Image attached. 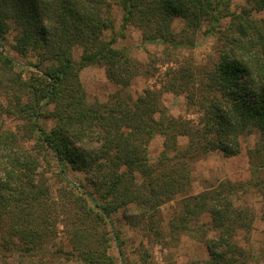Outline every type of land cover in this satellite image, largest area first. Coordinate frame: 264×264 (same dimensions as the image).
<instances>
[{"label": "trees", "instance_id": "1", "mask_svg": "<svg viewBox=\"0 0 264 264\" xmlns=\"http://www.w3.org/2000/svg\"><path fill=\"white\" fill-rule=\"evenodd\" d=\"M231 2L114 0L122 11L121 31L136 26L142 42L162 45L169 58L179 48L195 45L194 33L202 24L217 37L218 59L211 66L196 69L185 60L168 69L162 85L166 92H185L188 106L200 112L198 124L191 125L168 113L160 89L145 88L137 97L126 91L141 64L128 48L114 46L115 36L104 38V30L114 27L109 0H0V95L12 94L7 101L36 152L53 158L60 171L82 170L92 187L63 195L81 225L72 228L70 238L83 263L113 262L109 239L91 240L97 236L90 231L91 221H105L130 205L143 208L140 219L150 221L154 235L162 237L158 207L185 192L191 161L214 150L236 154L243 136L256 137L247 149L246 185L264 194V14L255 15L264 13V0H244L238 11L230 10ZM176 18L184 21L180 33L173 31ZM10 32L11 48L36 71L24 74L4 52L2 42ZM74 46L81 48L77 61ZM91 64L103 66L107 78L120 86L107 101L91 104L85 99L79 72ZM44 119L52 125L45 127ZM155 134L163 143L151 162L147 146ZM180 137L187 139L182 148ZM16 139L12 129L0 124V247L21 259L43 254L54 202L47 200L48 187L35 182L39 157L16 149L21 147ZM170 149L175 150L172 155ZM238 188L245 184L224 180L182 197L183 214L176 216L179 224L174 219L172 224L183 227L207 212L208 228L217 231L216 237L204 240L209 258L193 264L243 263L244 249L233 237L237 229L248 228L251 215L230 196Z\"/></svg>", "mask_w": 264, "mask_h": 264}, {"label": "rangeland", "instance_id": "2", "mask_svg": "<svg viewBox=\"0 0 264 264\" xmlns=\"http://www.w3.org/2000/svg\"><path fill=\"white\" fill-rule=\"evenodd\" d=\"M111 2V17L113 18V31L104 30L105 39L115 36L114 46L117 48H128L130 55L141 64L140 73L126 87V91L137 97L143 89H160V101L168 113L175 119H185L191 125L198 124L200 112L194 107L188 106L185 92L173 93L163 91L162 85L168 79V69L177 68L181 62L188 60L196 69L211 66L218 59L217 37L209 33L207 25L202 24L200 29L194 33L195 45L187 48H179L174 51L172 58L165 54L163 46L152 42H142L140 32L136 26L128 25L122 32L120 28L122 11L120 7ZM244 5V0H232L230 10L238 11ZM263 12L255 15L262 16ZM226 25V24H224ZM223 25V26H224ZM184 21L176 18L173 21V31L180 33ZM12 32L8 33L2 42L4 52L9 54L18 63V69L36 71L28 65L27 58L19 55L11 48ZM81 48L74 46L72 55L78 60ZM171 59V60H169ZM170 73V72H169ZM25 76V75H23ZM79 77L88 103L107 101L110 94L119 89V85L109 80L103 66L91 64L84 66ZM2 90H0L1 92ZM11 93L0 95V124L3 128L12 129L16 133L17 146L22 152L37 155L38 163L35 170V182H43L48 187L47 200L54 202V215L50 218L49 235L42 244V255H32L18 258L10 251H4L0 247V264H85L75 255V246L70 238L73 227L81 226L74 219L73 204L65 198L64 193L73 191L81 193L91 191L90 183L85 179L86 173L82 170H73L70 167L60 171L53 158L42 156L36 152L34 141L19 130L22 126L12 113L13 104L9 103L8 97ZM50 107V106H48ZM45 127H50L52 121L44 119ZM256 137L254 134L240 138V150L231 156L224 155L221 151H208L191 161L189 165L190 180L185 192L181 191L169 201L158 207L156 218L162 225V237L154 235L149 227L150 221L140 219L143 208L137 204L130 205L126 210L120 209L103 220H92L90 231L95 233L98 241L101 237L108 238L110 247L108 253L113 256L111 264H193L203 262L209 258V253L204 240L217 236L216 230H210L208 213H202L191 219L185 226L176 227L171 220L179 224L176 216L183 214L180 201L186 193L198 194L204 190L211 189L221 181L228 180L233 183L245 184V188H238L231 196L235 206L246 208L251 218L248 228L237 229L233 237L235 242L244 249V260L242 264H264V194L255 187L247 186L250 178V165L247 157V149L254 146ZM187 139L180 137L178 147L182 148ZM163 137L155 134L148 143V156L150 161H155L162 149ZM175 150L170 149L169 155ZM44 154V153H43ZM3 152L0 151V158ZM0 165V173H1ZM1 175V174H0ZM136 181L139 183L141 176L136 173ZM261 175L264 176V165ZM70 181V185L68 184ZM66 203V207L61 204ZM56 212V213H55ZM127 214V216L125 215ZM152 225V224H151ZM117 235L120 243L118 244ZM204 235V237H202Z\"/></svg>", "mask_w": 264, "mask_h": 264}]
</instances>
